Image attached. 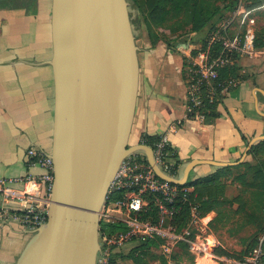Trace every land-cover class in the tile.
<instances>
[{
  "label": "crops",
  "instance_id": "0c3cea01",
  "mask_svg": "<svg viewBox=\"0 0 264 264\" xmlns=\"http://www.w3.org/2000/svg\"><path fill=\"white\" fill-rule=\"evenodd\" d=\"M51 13L52 0H0V180H4L0 184L3 215L0 264H16L33 235L21 221L20 204L6 198L2 189L21 191L31 187L32 193L46 195L40 180L45 168L28 157L26 151L29 147L47 153L51 150L54 114ZM140 23L146 29L141 17L137 20ZM156 33L157 42L151 45L148 35L139 58V84L129 144L147 160L146 151L137 146L146 144L143 140L147 137L167 134L168 159L177 165L173 178L181 184L245 160L252 161L248 150L264 139V47L256 48L252 55L236 57L238 85L219 96L216 115L200 120L189 117L187 105L186 74L194 52V32L179 35V31L173 33L159 25ZM214 216V211L200 215L204 231H195L193 246L178 243L170 255H164L159 245H150L147 253L154 257L149 261L146 253L143 264L152 261L161 264L160 257L167 264H197L200 260L232 264L236 259L212 253L220 244L209 225ZM137 245L116 250L113 254L116 263L135 264L122 256Z\"/></svg>",
  "mask_w": 264,
  "mask_h": 264
},
{
  "label": "water",
  "instance_id": "95a60500",
  "mask_svg": "<svg viewBox=\"0 0 264 264\" xmlns=\"http://www.w3.org/2000/svg\"><path fill=\"white\" fill-rule=\"evenodd\" d=\"M53 180L47 220L16 264H95L99 212L129 136L139 63L127 0H52ZM156 174L179 183L154 162Z\"/></svg>",
  "mask_w": 264,
  "mask_h": 264
},
{
  "label": "built area",
  "instance_id": "2783aa9c",
  "mask_svg": "<svg viewBox=\"0 0 264 264\" xmlns=\"http://www.w3.org/2000/svg\"><path fill=\"white\" fill-rule=\"evenodd\" d=\"M260 7L247 8L240 0L236 10L209 34L206 42L201 44L198 41L199 45L193 47L186 74L189 117L203 120L206 106L217 102L222 93L238 85L237 78L220 79L219 72L234 65L237 56L252 55L256 51L254 13ZM146 144L152 149L155 164L165 174L174 177L177 165L168 159L170 142L167 134L154 136ZM26 152L28 157L45 168L40 180L45 185L46 195L32 193L31 187L21 191L4 187L2 191L6 198L20 204L21 221L34 232L47 220L53 165L50 154L41 149L29 147ZM3 182L0 180V184ZM192 192L193 187L190 185L160 178L152 165L136 151L125 156L99 212L100 223L117 222L124 229L109 233L101 232L99 226V251L95 264H110L116 250H127L133 243L148 240L159 241V248L164 255H170L178 243L193 246L195 231L203 232L204 227L200 225V215ZM185 206L187 216L180 220L185 213ZM232 264H264L260 245L249 256L241 261L234 260Z\"/></svg>",
  "mask_w": 264,
  "mask_h": 264
},
{
  "label": "trees",
  "instance_id": "16d2710c",
  "mask_svg": "<svg viewBox=\"0 0 264 264\" xmlns=\"http://www.w3.org/2000/svg\"><path fill=\"white\" fill-rule=\"evenodd\" d=\"M219 1L222 3L221 6H215L212 10L202 13L196 0H127L129 7L135 9L137 14L139 13L136 20H138L139 17L142 18L149 38L151 39V45H154L158 40L156 29L159 25L168 27L173 33L179 31V35L186 33L187 31L200 32L215 15L223 17L225 14L226 16L232 14L236 10L240 0ZM263 4L264 0H248L246 7H260ZM131 14L132 13L129 12L130 20L131 23H134ZM170 19L173 20L167 22ZM254 45L256 48L264 47L263 30L261 32H256L255 28ZM219 76L220 79L228 77L236 78L235 64L221 69ZM215 107L216 102L206 106L204 112L205 118L216 115L214 111ZM152 138L153 137L145 138V142H151ZM248 154L252 157V161L245 160L237 165L221 168L209 176L192 180L186 184L193 187V200L197 205L200 215H206L210 211L215 212L214 218L209 223L212 230H216L219 226L231 222L234 215L242 214L247 218L249 225L255 227V234L249 238L247 246L242 248L240 252H229L221 246L212 249V253L215 255L225 256L240 261L246 256H249L253 249L259 245L263 251L264 260V214L259 218L254 212H252L256 210L264 212V139L252 145L248 150ZM228 183H236L240 186V192L232 198H228L225 194V189ZM245 194L249 196V199L252 200L251 202H254L253 205L250 206V211L247 209L248 200L245 197ZM235 203H237V206L234 207L233 204ZM184 208L185 213L180 217V220H184L187 216V206ZM237 227L241 229V225H238ZM120 229H124V226L117 222L100 223L101 232L107 231L113 233ZM240 229L235 228V230H230L229 233L235 235ZM242 241H244V239H242ZM158 244L159 241L155 240L141 242L128 254L123 255L122 258H130L135 264H143L146 262L145 256L148 247L150 245L157 246ZM182 246L185 247L184 244H182ZM136 251L139 252L135 254ZM190 258L192 259L191 256ZM160 262L161 264H167L166 259L163 257H160ZM110 264L118 263H116V260L113 257Z\"/></svg>",
  "mask_w": 264,
  "mask_h": 264
},
{
  "label": "rangeland",
  "instance_id": "374dc122",
  "mask_svg": "<svg viewBox=\"0 0 264 264\" xmlns=\"http://www.w3.org/2000/svg\"><path fill=\"white\" fill-rule=\"evenodd\" d=\"M199 9L202 13H206L209 10H212L215 6H221V2L219 0H196ZM248 4V0H242V5L246 6ZM239 5V4H238ZM128 10L131 12V18L134 20V23H131L132 30L135 37V43L138 47L137 55H138V63L139 58L141 57V54L143 52V49L145 48V43L148 42V34L144 26H139L140 24H137V14L136 10L133 8H130L128 5ZM256 18V32H261L263 30L264 32V4L260 7L259 10L254 14ZM228 16L226 14L222 17H218V15H215L213 19L206 25V27L201 30L200 32L194 31V35L192 38H194L195 43H197L194 46H198L199 43H205L206 38L209 36L211 32L216 30L220 25L226 21ZM173 19L168 20L167 22H171ZM142 21V18H141ZM200 39V40H199ZM130 145V144H129ZM230 184L227 190V196L228 198H232L236 194L240 192V186L236 183H228ZM245 197L248 200V206L247 209L250 211V206L253 205L254 202H251L252 200L249 199V196L245 194ZM251 198V197H250ZM233 206H237V203L233 204ZM232 208V207H231ZM254 212L259 218L262 217V214H264L263 211L256 210L252 211ZM211 214L206 217L207 219H210ZM235 217V219H234ZM233 220L231 222H228L226 225L219 226L216 230H212L214 238L220 243L219 246H222L229 252L238 253L242 248L247 246V243L249 241V238H251L255 234V227L252 225H249L247 218L244 214L242 215H234ZM246 223V224H245ZM244 224V225H243ZM238 225H241V229L237 227ZM248 225V226H247ZM235 228L240 229L238 230L237 234L235 235L229 233L230 230H235ZM260 236V235H259ZM244 239V241H242ZM147 259L150 261L154 256H152L151 252L147 253ZM154 263V261L150 262ZM147 264V263H146Z\"/></svg>",
  "mask_w": 264,
  "mask_h": 264
},
{
  "label": "bare ground",
  "instance_id": "6f19581e",
  "mask_svg": "<svg viewBox=\"0 0 264 264\" xmlns=\"http://www.w3.org/2000/svg\"><path fill=\"white\" fill-rule=\"evenodd\" d=\"M197 264H213V263L212 262H209L208 263L206 260H204V261L203 260H200V261L197 262Z\"/></svg>",
  "mask_w": 264,
  "mask_h": 264
}]
</instances>
